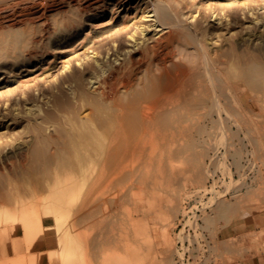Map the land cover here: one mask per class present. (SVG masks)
<instances>
[{"label": "rangeland", "instance_id": "1", "mask_svg": "<svg viewBox=\"0 0 264 264\" xmlns=\"http://www.w3.org/2000/svg\"><path fill=\"white\" fill-rule=\"evenodd\" d=\"M2 44L0 264H240L264 248V0H0Z\"/></svg>", "mask_w": 264, "mask_h": 264}, {"label": "bare ground", "instance_id": "2", "mask_svg": "<svg viewBox=\"0 0 264 264\" xmlns=\"http://www.w3.org/2000/svg\"><path fill=\"white\" fill-rule=\"evenodd\" d=\"M123 2H124V1H123ZM146 12H147V11H146ZM164 14H165V13H164ZM166 16H167V15H166ZM163 19H164V18H163ZM158 20H159V19H158ZM14 41H15V40H14ZM14 41H12V42H14ZM16 41H17V40H16ZM5 43H6V41H5ZM9 45H10V44H9ZM0 46H3V44L0 45ZM4 48H5V47H4ZM1 49H2V48H1ZM253 65H254V64H253ZM253 65H252V66H253ZM257 65H258V64H257ZM257 65H256V66H257ZM259 66H261V65H259ZM174 67H175V66H174ZM174 67H173V68H174ZM254 67H255V66H254ZM254 67H253V68H254ZM263 67H264V66H263ZM257 68H259V67H257ZM251 70H252V68H251ZM164 72H165V71H164ZM170 72H171V71H170ZM114 73H115V72H114ZM168 73H169V72H168ZM173 73H174V72H173ZM169 74H170V73H169ZM208 74H209V73H208ZM263 74H264V72H263ZM263 74H262V76L264 77ZM115 75H116V74H115ZM163 75H164V73H163ZM165 75H166V73H165ZM110 76H111V73H110ZM255 76H256V75H255ZM262 76H261V77H262ZM157 77H158V76H157ZM256 78H257V76H256ZM149 79H150V78H149ZM152 79H153V78H152ZM259 79H260V77H259ZM150 80H151V79H150ZM260 80H261V79H260ZM146 84H147V83H146ZM158 84H159V82H158ZM153 85H154V83H153ZM155 85H156V84H155ZM168 85H169V84H168ZM147 87H148V84H147ZM153 87H154V86H153ZM182 87H183V86H182ZM144 88H145V87H144ZM144 88H143V90H145V91H143V92L148 91L147 88H145V89H144ZM148 88H149V87H148ZM146 89H147V90H146ZM167 89H168V87H167ZM155 90H156V89H155ZM149 91H150V90H149ZM152 91H153V90H152ZM156 91H157V90H156ZM137 92H138V91H137ZM140 92H141V91H140ZM163 92H165V90H164ZM168 92H169V91H168ZM165 93H166V92H165ZM134 94H135V93H134ZM141 94H142V96H143V93H141ZM146 94L150 95L151 92H150V93H149V92H148V93L146 92ZM153 94H156V95H157L158 93H156V92H152L151 96H153ZM163 94H164V93H163ZM138 95H139V93H138ZM138 95H137V96H138ZM148 95H146V96H148ZM133 96H134V95H133ZM139 96H140V95H139ZM146 96H145V98H146ZM156 97H157V96H156ZM165 97H166V96H165ZM140 98H141V97H140ZM136 99H138L139 101H142L141 99H143V101H144V98H141V99L136 98ZM136 99H135V100H136ZM153 99H155V96H153V97H151V98L149 97V100H151V102L153 101ZM129 100H131L130 97H129ZM132 100H133V98H132ZM147 100H148V99H147ZM159 100H160V99H159ZM136 101H137V100H136ZM143 101H142V102H143ZM156 101H157V100H156ZM168 101H169V100H168ZM129 102H130V101H129ZM142 102H140V104H141ZM119 103H120V102H119ZM119 103H118V104H119ZM121 103H122V102H121ZM130 103H131L130 106L132 107V105H133L134 102H133V103L130 102ZM135 103L137 104L138 101L135 102ZM135 103H134V106H135ZM155 103H156V102H155ZM166 103H167V102H166ZM169 103H171V102H169ZM184 103H186V101H185ZM184 103H183V104H184ZM140 104H139V105H140ZM156 104H158V103H156ZM175 104H176V103H175ZM137 105H138V104H137ZM139 105H138V106H139ZM160 105H161V104H160ZM184 105H185V104H184ZM130 106H129V107H130ZM140 106H141V105H140ZM140 106H139V108H140ZM179 106H180V104H179ZM179 106H178V107H179ZM129 107L127 106V108H129ZM135 107H136V106H135ZM141 107H142V106H141ZM154 107H155V106H154ZM171 107L174 108V105L171 106ZM176 107H177V105H176ZM185 107H186V106H185ZM147 108H148V107H147ZM160 108H161V107H160ZM182 108H183V106H182ZM116 109H117V108H116ZM118 109H119V107H118ZM118 109H117V110H118ZM125 109H126V107L122 110L123 113H124L122 116L120 115V114H122V112H119L120 114H118V113L116 112V110H115V111H111L110 114H112V112H114V113H115L114 115H116V113H117V116L119 117V119H120V117H121V119H122L121 121H124L123 119H124V118H127V116L131 113V111H130L131 109H130V110H128V113H129V114L127 113V110H126V113H127V114H126V113L124 112ZM141 109H142V108H141ZM148 109H149V108H148ZM161 109H162V108H161ZM169 109H170V108H169ZM169 109H168V110H169ZM183 109H184V108H183ZM186 109H188V108L186 107L185 110H186ZM133 110H134V112L136 111L135 114H137V115H138V113L140 114V112H139L140 110H139V109L137 110V109L134 108ZM176 110H177V109H176ZM137 111H138V112H137ZM142 111H143V109H142ZM161 111H162V110H160L159 112H161ZM173 111H174V110H173ZM177 111H178V110H177ZM177 111H176V112H177ZM186 111H187V110H186ZM143 112H144V111H143ZM162 112H163V114H165V113L168 112V111L166 110V111H162ZM164 112H165V113H164ZM176 112H175V113H176ZM180 112H181V110H180ZM192 112H195V111H192ZM132 113H133V111H132ZM157 113H158V112H157ZM168 113H170V112H168ZM178 113H179V112H178ZM142 114H143V113H142ZM119 115H120V116H119ZM124 115H125L126 117H125ZM143 115L146 116V115H148V114H143ZM154 115H155V114H154ZM154 115H152V116H154ZM159 115H160V113H159ZM159 115H158V117H159ZM165 115H168V114H165ZM169 115H173V114L171 113V114H169ZM174 115H175V114H174ZM179 115H180V113H179ZM111 116L113 117V115H111ZM117 116H115V117H117ZM138 116H139V115H138ZM138 116H137V117H138ZM192 116H193V115H192ZM115 117H114V118H115ZM118 117H117V118H118ZM137 117H136V118H137ZM141 117H142V116H141ZM141 117L139 116L138 120H139ZM190 117H191V116H190ZM109 118H110V119H108V120H111V117H109ZM129 118H131V117L129 116ZM147 118H148V117H147ZM155 118H156V116H155ZM98 119H100V118H98ZM98 119H97V120H98ZM102 119L105 120V121H102V122H103V123L105 122V124H106L107 119H105V118H102ZM143 119H145V118H143ZM168 119H169V118H168ZM171 119H172V117H170V120H171ZM173 119H174V117H173ZM112 120H113V119H112ZM127 120H129V119L127 118ZM127 120H126V122H125V121L122 122L123 125H124V127H125L126 129H127V126H126V125H128ZM130 120H132V118H131ZM130 120H129V123H130ZM136 120H137V119H136ZM138 120H137V121H138ZM141 120H142V118H141ZM147 120H148V119H147ZM149 120H151V119H149ZM155 120H156V119H155ZM163 120H164V119H163ZM115 121H116V119H115ZM119 121H120V120H119ZM145 121H146V119H145ZM158 121H159V119H158ZM175 121H176V118H175ZM97 122H98V121H97ZM110 122H111V121H110ZM113 122H114V121H113ZM156 122H157V120L155 121V125L157 124ZM168 122H169V121H168ZM170 122H171V121H170ZM170 122H169V124L171 125L172 122H171V123H170ZM99 123H100V121H99ZM108 123H109V122H108ZM115 123H116V122H115ZM118 123H119V122H118ZM118 123H117V124H118ZM125 123H126V124H125ZM139 123H140V122L138 121V124H139ZM146 123H147V122H146ZM165 123H167V122H165ZM169 124H168V125H169ZM119 125H122V124H119ZM119 125H118V126H115L114 128L116 129V128H118V127H119V128L121 127V128L123 129V131H124V134H125V133H126V132H125V128H124L123 126H119ZM133 125H134V120H133V122H132V125H130V126L132 127ZM136 125H137V124H136ZM172 125H173V124H172ZM89 126L92 127L91 124H90V125H87V127H85V130H86V128H89V129H92V130H93V128H91V127H89ZM104 126H106V125H104ZM146 126H149V125L146 124ZM101 127H102V126H101ZM131 127H130V129H131V131H133V130H134V129H133L134 126H133V128H131ZM140 127H141V125H140ZM76 128H77V127H75L74 129H76ZM83 128H84V127H83ZM83 128H81V130H83ZM114 128H112V129H113L114 132H115V129H114ZM128 128H129V127H128ZM74 129H73V131H74ZM132 129H133V130H132ZM135 129H136V128H135ZM137 129H138V128H137ZM137 129H136V130H137ZM154 129H156V128H154ZM154 129H153V130H154ZM77 130H78V128H77ZM127 130H129V129H127ZM141 130H142V129L139 128V131H140V132H141ZM153 130L151 129V132H152ZM93 131H94V130H93ZM97 131H98V130H97ZM116 131H117V133H119V132H118L119 129H118V130L116 129ZM121 131H122V130H121ZM121 131H120V132H121ZM123 131H122V132H123ZM131 131H129V132H131ZM155 131H157V130H155ZM82 132H83V131H82ZM84 132H85V131H84ZM133 132L135 133L136 131H133ZM133 132H132V135H133ZM137 132H138V131H137ZM140 132H139V133H140ZM77 133L79 134V131H78ZM77 133H75L76 136L78 135ZM90 133H91V132H90ZM95 133H96V132H95ZM95 133H92V134H95ZM111 133H112V132H111ZM115 133H116V132H115ZM117 133H116V134H117ZM127 133H128V132H127ZM127 133L124 135L125 139H127V136H126ZM143 133H144V132H143ZM145 133H146V132H145ZM153 133H154V136H155V132H153ZM163 133H164V132H163ZM173 133H174V132H173ZM73 134H74V133H73ZM75 134H74V135H75ZM86 134H87V131H86ZM86 134H85V135H86ZM116 134H110V135H111V136H113V135L115 136ZM119 134H120V133H119ZM159 134H160V133H159ZM171 134H172V133H171ZM122 135H123V134H121V139H122ZM129 135H130V133H129ZM156 135L158 136V134H156ZM76 136H75V137H76ZM92 136H93V135H92ZM94 136H95V135H94ZM111 136H110L109 138H111ZM117 136H118V137H116V139H115V137H112L113 139L116 140V141L113 140V143H111V141H109L110 144H112V145H110V147H112V146H114V145H115V147H116V146L120 147V145H121V143L123 142V140H125L124 138H123V140L119 139L120 136H119L118 134H117ZM146 136H147V134H146ZM146 136H145V137H146ZM75 137H74V138H75ZM129 137H130V136H129ZM147 137H148V136H147ZM147 137H146V138H147ZM151 137H152V136H151ZM160 137H161V136H160ZM167 137H168V136H167ZM170 137H171V136H170ZM72 138H73V137H72ZM79 138H80V136H79ZM79 138H77V139L79 140ZM87 138H88V137H87ZM87 138L84 136V139H85V140H87ZM117 138H118L119 140H121V141H120L121 143L118 144V145H117V144H114V141H115V143L117 142V140H118ZM130 138H131V137H130ZM142 138H143V137H142ZM162 138H164V136H163ZM75 139H76V138H75ZM75 139H74V140H75ZM77 139H76L74 142H77V144H78V146H79V144H80V140H79V143H78ZM80 139H81V138H80ZM148 139H149V138H148ZM150 139H151V138H150ZM153 139H155V138H153ZM110 140H112V139H110ZM144 140H145V139H144ZM163 140H164V139H162V141H163ZM81 141H82V139H81ZM83 141H84V140H83ZM74 142H72V143H74ZM103 142H104V141H103ZM148 142H149V141H148ZM72 143H71V144H72ZM83 143L85 144V142H83ZM117 143H118V142H117ZM150 143H151V142H150ZM93 144H94V143H93ZM108 144H109V143H108ZM113 144H114V145H113ZM152 144H153V142H152ZM159 144H160V142H159ZM86 145H87V143H86ZM103 145H104V144H103ZM154 145H155V143H154ZM154 145H153V146H154ZM157 145H158V144H157ZM78 146H76V147L78 148ZM88 146H89V145H88ZM106 146H107V145H106ZM122 146H123V143H122ZM70 147H71V146H68V148H70ZM68 148H67V149H68ZM102 148H103V147H101V149H102ZM116 148H117V147H116ZM123 148H124V147H123ZM126 148H127V147H126ZM67 149H66V150H67ZM71 149H72V148H71ZM124 149H125V148H124ZM68 150H69V149H68ZM98 150H99V149H98ZM106 150H109V149L107 148ZM115 150H116V149H115ZM125 150H126V149H125ZM127 150H128V149H127ZM64 151H65V150H64ZM109 151H110V150H109ZM112 151H114V150H112V148H111V153H112ZM68 152H69V151H68ZM68 152H67V153H68ZM126 152H127V151H126ZM69 153H70V152H69ZM108 153H110V152H108ZM111 153H110V154H107V155H108L107 158H110L109 155H112V154H113V153H112V154H111ZM115 153H116V151L114 152V154H115ZM114 154H113V155H114ZM116 154H117V153H116ZM136 154H137V153H136ZM90 155H91V153H90ZM115 156H116V155H114V158H115ZM128 156H129V155H128ZM133 156H134V155H133ZM135 156H136V155H135ZM96 157H97V156H96ZM117 157H118V156H117ZM119 157H120V156H119ZM121 157H122V156H121ZM91 158H92V156H91ZM71 159H72V158H71ZM111 159L113 160V158L111 157L110 159H105V161L110 162ZM121 159H122V158H121ZM117 160H118V159H116L115 161H117ZM122 160H123V159H122ZM124 160H126V159H124ZM135 160H137V159H135ZM58 161H59V160H58ZM71 162L73 163V160H72ZM108 162L105 164L106 166H104V167H107V168H108V167L111 165V163H108ZM111 162H112V161H111ZM113 162H114V160H113ZM56 163H57V162H56ZM74 163H75V162H74ZM93 163H94V162H93ZM114 163H115V162H114ZM120 163H121V162H120ZM89 164H90V162H89ZM107 164H110V165H107ZM122 164H123V163H122ZM124 164H125V163H124ZM76 165H77V164H76ZM91 165H92V163H91ZM102 165H103V164H102ZM115 165H116V163H115ZM115 165H113L112 167H114ZM125 165H126V164H125ZM63 166H65V165L63 164V165H62V168H63ZM66 166H67V165H66ZM71 166H72V164H71ZM94 167H95V166H94ZM136 167H137V166H136ZM55 168H56V167H55ZM46 169H47V168H46ZM59 169H60V167H59ZM80 169H81V168H80ZM87 169H88V168H87ZM87 169H85V170H87ZM104 169H105V168H104ZM108 169H111V167L108 168ZM138 169H139V168H138ZM47 170H48V169H47ZM83 170H84V169H83ZM136 170H137V169H136ZM63 172H64V171H63ZM67 172H68V171H67ZM80 172H82V169H81ZM74 173H75V171H74ZM77 173H78V170H77ZM86 173H87V171H86ZM61 174H62V172H61ZM79 174H80V173H79ZM79 174H78V175H79ZM64 175H65V174H64ZM64 175H63V176H64ZM66 175H68V174H66ZM71 175H72V174H71ZM72 176H73V175H72ZM72 176H71V177H72ZM76 176H77V175H76ZM83 176H84V174H83ZM66 177H67L68 180H69L70 174H69V177H68V176H66ZM73 177H74V176H73ZM79 177H81V176H79ZM63 178H64V177H63ZM67 178H64L63 181H68ZM74 178H75V177H74ZM74 178H72V179H74ZM76 179H77V178H76ZM69 181H71L70 183H73V184H71V187H73L74 185H76V181H75V180H74V182H72L73 180H69ZM94 182H95V181H94ZM67 183H68V182L63 183V182H61V180H60V181L58 182V184L56 185V189L54 188V191L58 190V191H57L58 193H57V192H54V194H55V193L58 194L59 197H61L60 200L62 199V194H63V191H62V194H61V190H66V193H67V192L69 191V188H70V190L73 189V188L70 187V184H69V183L67 184ZM83 183H84V182H82V185H83ZM95 183H96V182H95ZM79 184H81V182H80ZM98 184H99V183H98ZM79 187H80V185H79L77 188H79ZM89 188H90V186H89ZM59 190H60V192H59ZM73 190H75V189H73ZM80 190H82V189L80 188ZM72 192H73V191H72ZM75 192H77V191H75ZM59 193L61 194V196H60ZM66 193H65V195H66ZM68 193H69V192H68ZM56 194L54 195L55 197L51 195L52 198H53V197L56 198ZM69 194H70V193H69ZM69 194H67V195H69ZM63 196H64V195H63ZM96 196H97V195H96ZM54 198H53V199H54ZM96 198H97V197H96ZM62 200H63V199H62ZM64 201H65V200H64ZM92 201H94V200H92ZM53 202H54V201H53ZM60 202H61V201H59V203H60ZM62 202H63V201H62ZM51 203H52V202H51ZM96 203H97V202H96ZM55 204H56V202L54 203V206H55ZM51 205H53V204H51ZM56 205H57V204H56ZM96 205H97V204H96ZM59 206H61V204H60ZM91 206H92V205H91ZM93 206H94V205H93ZM56 207H58V206H56ZM87 207H88V206H87ZM54 208H55V207H54ZM54 208H53V209H54ZM79 208H80V206H79ZM79 208H78V209H79ZM95 208H96V207H95ZM55 209H56V208H55ZM57 209H58V208H57ZM57 209H56V210H57ZM78 209H77V210H78ZM62 210H63V209H62ZM86 212H87V211H86ZM77 217H78V216H77ZM73 221H74V220H73ZM71 231H72V230H71ZM112 235H113V234H112ZM115 237H116V236H115ZM104 239H105V238H104ZM104 247H105V246H104ZM110 247H111V246H110ZM99 248H100V247H99ZM100 250H101V249H100ZM98 251H99V250H98ZM94 253H95V252H94ZM97 253H98V252H97ZM99 254H100V253H99ZM94 255H95V254H94Z\"/></svg>", "mask_w": 264, "mask_h": 264}, {"label": "crops", "instance_id": "3", "mask_svg": "<svg viewBox=\"0 0 264 264\" xmlns=\"http://www.w3.org/2000/svg\"><path fill=\"white\" fill-rule=\"evenodd\" d=\"M240 264H264V248L260 249L254 256H249V258Z\"/></svg>", "mask_w": 264, "mask_h": 264}]
</instances>
